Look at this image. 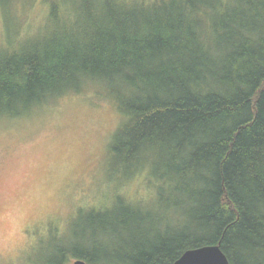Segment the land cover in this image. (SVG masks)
Here are the masks:
<instances>
[{
    "label": "trees",
    "instance_id": "1",
    "mask_svg": "<svg viewBox=\"0 0 264 264\" xmlns=\"http://www.w3.org/2000/svg\"><path fill=\"white\" fill-rule=\"evenodd\" d=\"M35 1L0 0V120L102 96L121 116L108 176L142 172L146 190L88 211L47 264H173L213 244L264 264V0H40L22 30Z\"/></svg>",
    "mask_w": 264,
    "mask_h": 264
},
{
    "label": "rangeland",
    "instance_id": "2",
    "mask_svg": "<svg viewBox=\"0 0 264 264\" xmlns=\"http://www.w3.org/2000/svg\"><path fill=\"white\" fill-rule=\"evenodd\" d=\"M44 8L18 6L22 30L38 25ZM120 121L108 99L87 92L0 120V264H47L56 248L81 243L75 227L88 211L109 210L119 193L144 200L142 172L118 187L108 176Z\"/></svg>",
    "mask_w": 264,
    "mask_h": 264
},
{
    "label": "water",
    "instance_id": "3",
    "mask_svg": "<svg viewBox=\"0 0 264 264\" xmlns=\"http://www.w3.org/2000/svg\"><path fill=\"white\" fill-rule=\"evenodd\" d=\"M72 264H86V262L75 259ZM173 264H229V261L220 245L213 244L187 249Z\"/></svg>",
    "mask_w": 264,
    "mask_h": 264
}]
</instances>
